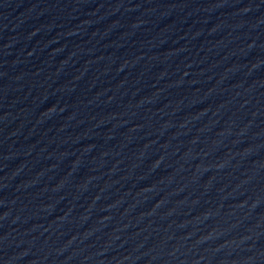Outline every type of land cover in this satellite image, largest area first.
Instances as JSON below:
<instances>
[{
    "label": "water",
    "instance_id": "water-1",
    "mask_svg": "<svg viewBox=\"0 0 264 264\" xmlns=\"http://www.w3.org/2000/svg\"><path fill=\"white\" fill-rule=\"evenodd\" d=\"M0 264H264V0H0Z\"/></svg>",
    "mask_w": 264,
    "mask_h": 264
}]
</instances>
